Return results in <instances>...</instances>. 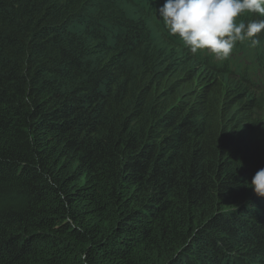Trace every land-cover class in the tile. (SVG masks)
<instances>
[{"label": "trees", "instance_id": "obj_1", "mask_svg": "<svg viewBox=\"0 0 264 264\" xmlns=\"http://www.w3.org/2000/svg\"><path fill=\"white\" fill-rule=\"evenodd\" d=\"M164 3L0 0V264H264V30L218 68Z\"/></svg>", "mask_w": 264, "mask_h": 264}, {"label": "clouds", "instance_id": "obj_2", "mask_svg": "<svg viewBox=\"0 0 264 264\" xmlns=\"http://www.w3.org/2000/svg\"><path fill=\"white\" fill-rule=\"evenodd\" d=\"M244 13L264 17V0H165L159 8L169 33L178 36L192 54L206 50L217 59H226L237 42L256 37L264 30V19L237 23ZM249 187L264 197V168L252 177Z\"/></svg>", "mask_w": 264, "mask_h": 264}, {"label": "rangeland", "instance_id": "obj_3", "mask_svg": "<svg viewBox=\"0 0 264 264\" xmlns=\"http://www.w3.org/2000/svg\"><path fill=\"white\" fill-rule=\"evenodd\" d=\"M255 61H256L255 50L253 48H248L247 50L234 49V52H232L228 58L219 59L217 63L220 66L226 65L227 67H229V65H231V66H237L239 68L248 69L254 65ZM258 62L260 66H259V70L256 71L255 76L258 79L264 81V56L259 58Z\"/></svg>", "mask_w": 264, "mask_h": 264}, {"label": "bare ground", "instance_id": "obj_4", "mask_svg": "<svg viewBox=\"0 0 264 264\" xmlns=\"http://www.w3.org/2000/svg\"><path fill=\"white\" fill-rule=\"evenodd\" d=\"M237 20H238V21H241V20L239 19V17L237 18ZM234 49H235V47H234ZM234 49H233L232 52H234ZM231 58H232V57H231ZM215 65H217V64H215ZM217 67H218V68H226V69L228 68L226 65H222V66L217 65ZM233 74H234V73H233ZM256 91H257V90H256ZM245 97H246V96H245ZM262 113H263V112H262Z\"/></svg>", "mask_w": 264, "mask_h": 264}]
</instances>
